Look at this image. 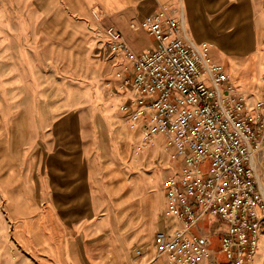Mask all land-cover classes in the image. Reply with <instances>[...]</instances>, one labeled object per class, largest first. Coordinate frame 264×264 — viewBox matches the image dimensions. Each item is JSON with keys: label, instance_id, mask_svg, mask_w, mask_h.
<instances>
[{"label": "rangeland", "instance_id": "1", "mask_svg": "<svg viewBox=\"0 0 264 264\" xmlns=\"http://www.w3.org/2000/svg\"><path fill=\"white\" fill-rule=\"evenodd\" d=\"M249 5L248 15L226 13L236 32L220 34L226 50L210 55L239 76L229 77L231 86L256 115L264 114V0H255L254 11ZM104 27L70 14L61 0H0V264H52L18 241L21 219L57 264H72V256L83 264H116L102 255L112 253L115 241V259L135 264V249L154 257L156 234L170 227L164 184L180 162L162 136L145 143L121 110L131 92L119 77L127 62L109 60ZM209 169L210 162L201 166ZM56 191L65 200L77 191L72 201L83 208L48 210ZM39 217L58 248L29 221Z\"/></svg>", "mask_w": 264, "mask_h": 264}, {"label": "built area", "instance_id": "2", "mask_svg": "<svg viewBox=\"0 0 264 264\" xmlns=\"http://www.w3.org/2000/svg\"><path fill=\"white\" fill-rule=\"evenodd\" d=\"M140 28L154 42L141 54L116 27L105 31L109 60L127 62L119 77L131 92L121 110L145 143L162 136L180 167L164 184L170 227L156 234L154 257L137 248L133 260L207 264L214 254L210 239L193 229L212 217L227 227L220 243L226 264H252L264 224V114H254L209 49L191 43L168 11L144 19ZM129 73L133 77L125 78Z\"/></svg>", "mask_w": 264, "mask_h": 264}, {"label": "crops", "instance_id": "3", "mask_svg": "<svg viewBox=\"0 0 264 264\" xmlns=\"http://www.w3.org/2000/svg\"><path fill=\"white\" fill-rule=\"evenodd\" d=\"M61 1L62 3L65 4L70 14L85 19L88 22H95L96 24H101L102 27L105 26L103 32L104 35L108 27L110 26L116 27L124 34L126 41L130 45L132 50L137 54L146 52L154 45L153 39L149 37L146 31L140 28L141 21L158 13L161 10L168 11V13L176 21H179L183 26L189 41L199 49H201L203 46H206L209 49V55H210V52L212 50H216L217 54L219 52L224 53V50H226V46H224L223 43H221L220 41V34L236 32L233 29H228L229 24L226 17V13L230 9L234 11H242V13L246 12V10L250 8L249 5L250 3H251V10L254 11L255 9V0H61ZM243 15H248V14L243 13ZM223 26H225V28H223ZM211 57L212 56L210 55V58ZM216 60L217 59H215V61ZM211 61L213 62L212 59ZM237 61L239 60L238 59H235V61L233 60L231 62L230 67H232L233 62H237ZM213 63L220 66V64L218 63L215 62ZM247 74L249 73L247 72ZM227 75L230 78H234V79H237L239 77L236 75L237 76L236 78L232 72H230ZM232 88L235 90L233 86ZM259 89H260V85L256 86L255 90L259 91ZM52 190L53 187H51V192H50L51 195H53L54 192V190L53 191ZM77 193H78L77 191L76 192L68 191V193L66 194L67 200H65V198L61 196L62 192L56 191L57 195H55V199L53 200L52 198L51 201H48V210L54 211L59 209L83 208L82 204L79 201H72V199H74L75 197L74 195ZM89 208H91L92 210L95 209V207L92 206H89ZM210 219L211 220L208 222L207 225H206L207 221H205V219L198 225L200 226L202 224L203 228H206L204 231H201V229L197 231V227H198L197 226L193 229V233L207 236L210 239L211 247H213V241L212 238L209 236V234L210 235L213 234L212 237H215L221 243L222 235L227 231V227L224 224V222L219 220L218 218L215 219L211 217ZM29 221L41 227L46 238L53 244V246L58 248L61 245V244L59 245L54 244L53 241L55 239L50 236L49 229L46 227V224L43 225L41 217L36 218L35 220L29 219ZM220 221L223 222V225L217 224L220 223ZM210 224L212 225L210 226ZM17 226L20 227L22 238H19L17 234L16 237L21 244H24L29 248L37 250L41 254L43 258V262L46 263L50 262L52 264H57L55 259H52L48 253H43L40 250V248L35 244V236L31 231V228L28 227V225H26V223H24L22 219L20 220ZM101 226H102L101 224H97L93 226V228L97 233H99ZM131 226H133V221H130L128 224V227ZM195 231L199 233H196ZM261 231L262 234L258 240V251L253 259L252 264H264V224L262 226ZM146 239L147 240L149 239L148 236H146ZM111 248L113 249L111 254L109 251H106L105 253L101 252L102 255L104 257L112 256V259L114 260L113 263L120 264L119 260H116L117 258L114 255L115 254L114 249H116V241L115 243H112ZM213 251L214 254L207 264H218L217 258L214 259L213 257H216L219 254L224 255L220 253V250L216 251L213 249ZM226 261H224V264H226ZM71 263L83 264L81 260H79L74 256L71 257ZM122 263H124V261ZM95 264H105V263L96 262Z\"/></svg>", "mask_w": 264, "mask_h": 264}, {"label": "bare ground", "instance_id": "4", "mask_svg": "<svg viewBox=\"0 0 264 264\" xmlns=\"http://www.w3.org/2000/svg\"><path fill=\"white\" fill-rule=\"evenodd\" d=\"M246 95L249 96V97H250V96H251V97L254 96V94H250V93H248V94L246 93Z\"/></svg>", "mask_w": 264, "mask_h": 264}]
</instances>
